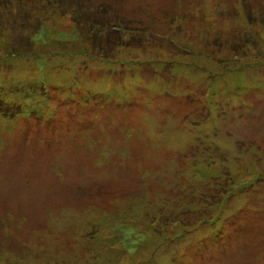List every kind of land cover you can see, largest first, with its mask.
Segmentation results:
<instances>
[{
    "label": "rangeland",
    "instance_id": "obj_1",
    "mask_svg": "<svg viewBox=\"0 0 264 264\" xmlns=\"http://www.w3.org/2000/svg\"><path fill=\"white\" fill-rule=\"evenodd\" d=\"M0 264H264V0H0Z\"/></svg>",
    "mask_w": 264,
    "mask_h": 264
}]
</instances>
